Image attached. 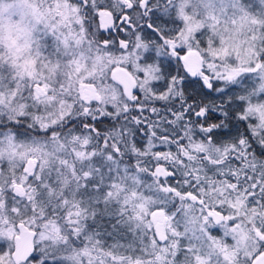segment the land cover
Returning a JSON list of instances; mask_svg holds the SVG:
<instances>
[{
	"label": "snow or ice",
	"instance_id": "snow-or-ice-1",
	"mask_svg": "<svg viewBox=\"0 0 264 264\" xmlns=\"http://www.w3.org/2000/svg\"><path fill=\"white\" fill-rule=\"evenodd\" d=\"M0 264H264V0H0Z\"/></svg>",
	"mask_w": 264,
	"mask_h": 264
}]
</instances>
